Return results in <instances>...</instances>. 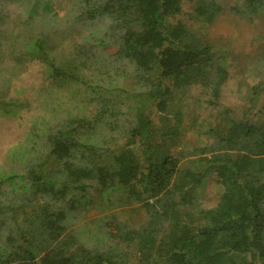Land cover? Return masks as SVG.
Here are the masks:
<instances>
[{
  "label": "trees",
  "instance_id": "16d2710c",
  "mask_svg": "<svg viewBox=\"0 0 264 264\" xmlns=\"http://www.w3.org/2000/svg\"><path fill=\"white\" fill-rule=\"evenodd\" d=\"M182 1L72 0L70 19L109 20L80 36L79 63L55 60L48 33L34 37L31 51L51 80L83 85L61 104L83 109L85 99L101 108L67 113L53 129L35 120L10 149L21 169H0V264H264V79L240 106L224 104L221 51L169 22ZM50 2L37 0L32 12ZM238 5L264 14V0ZM221 8L201 0L197 12L210 22ZM95 47L116 48L131 89L116 86L107 69L112 84L103 82L93 63L86 75ZM202 104L217 109L212 120L195 119ZM0 106V114L17 113L22 103ZM212 175L222 191L203 208L198 189ZM94 190L106 211L139 203L145 222L111 212L104 227L112 244L89 243L74 226L97 205Z\"/></svg>",
  "mask_w": 264,
  "mask_h": 264
},
{
  "label": "rangeland",
  "instance_id": "374dc122",
  "mask_svg": "<svg viewBox=\"0 0 264 264\" xmlns=\"http://www.w3.org/2000/svg\"><path fill=\"white\" fill-rule=\"evenodd\" d=\"M71 1L51 0L49 10L40 9L39 13L34 14L32 9L37 0H0V101L20 100L22 103L17 113L0 114V169L2 170L21 169L20 163L10 160L8 153L24 139L33 121L45 120L46 124L44 121L40 124L53 129L67 113L83 111L95 115L101 108L98 102H87L85 99L82 100L83 109H69L67 104H61L71 103L72 89L77 90L78 86L83 87V85L79 83L60 85L51 80L43 64L31 51L34 37L46 32L48 35L45 40L55 60L63 59L70 62L77 57V63L80 62L78 56L74 54L75 44L80 41V36L87 28L101 29L109 20L107 18L99 21L70 19L68 16H70ZM217 1L222 8L210 22L197 12L201 0H183L180 10L169 17V22L184 23L192 35H198L203 42L221 51L222 64L227 71L221 100L226 105L237 107L249 98L253 86L264 79V14L241 10L238 8V0ZM42 3L40 2L39 6ZM66 17L68 19L65 20ZM109 51L110 55L107 56ZM92 52L94 53L91 54ZM114 52L116 48L91 49L92 56L88 57V68L84 71L86 75H91V70L89 71L91 63L96 64L94 71L96 75H101L99 77L103 82L111 84L114 82L118 87L131 89V79L129 76L124 77L126 62L122 58H116ZM106 58L108 60H105ZM106 69L114 76V79H109L112 82L105 78ZM93 82L98 84L96 80ZM116 93L113 92L110 96L114 97ZM0 109H4L3 106H0ZM193 109L196 110L195 119L208 120H212L217 110L207 104ZM210 115H213L212 118L209 117ZM190 120L193 121V118ZM221 191L222 187L217 182V177L215 175L208 177L206 183L198 189L201 207L215 206ZM93 193V200L97 205H92L86 212V218L74 226L89 243H96L99 247L112 244L106 235L107 228L104 227L105 217L111 212L117 213L119 221H129L134 225L145 222L146 212L139 203L122 204L106 211L103 210V196L98 195L97 190ZM16 215V221L21 223L23 213Z\"/></svg>",
  "mask_w": 264,
  "mask_h": 264
}]
</instances>
